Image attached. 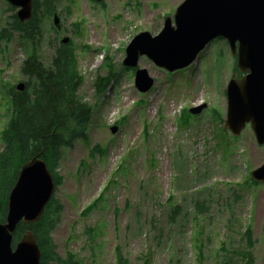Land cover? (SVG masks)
Segmentation results:
<instances>
[{
    "label": "rangeland",
    "instance_id": "1",
    "mask_svg": "<svg viewBox=\"0 0 264 264\" xmlns=\"http://www.w3.org/2000/svg\"><path fill=\"white\" fill-rule=\"evenodd\" d=\"M182 1L55 0L60 29L52 16L41 23L39 61L48 67L67 38L81 77L77 96L92 109L86 140L63 149L57 169L62 209L50 235L61 261L70 254L75 264H116L119 248L128 264H264V186L249 179L264 146L248 126L236 138L221 129L235 61L227 43L212 41L172 73L140 57L137 68L153 79L146 93L122 65L131 38L156 35ZM15 13L0 0V30ZM29 53L16 33L0 40V134L7 90L25 82L20 66ZM110 70L114 80L97 92L96 78ZM199 105L198 115L188 113Z\"/></svg>",
    "mask_w": 264,
    "mask_h": 264
},
{
    "label": "water",
    "instance_id": "2",
    "mask_svg": "<svg viewBox=\"0 0 264 264\" xmlns=\"http://www.w3.org/2000/svg\"><path fill=\"white\" fill-rule=\"evenodd\" d=\"M16 9L21 22L32 15V0H4ZM99 1V0H95ZM59 30L58 16L52 17ZM224 40L235 58L237 73L226 86V114L221 129L236 138L246 126L256 145L264 146V0H183L172 18L165 16L161 30L154 36L140 32L125 47L122 65L133 70L134 86L148 92L153 79L137 68L140 57L153 65L174 72L191 65L214 40ZM68 42L67 38L60 41ZM22 91L24 83L15 87ZM205 105L188 109L198 115ZM116 127L110 129L114 133ZM249 179L264 186V163L249 173ZM55 192L54 178L45 163L34 157L23 164L7 199L5 220L0 223V264H40V251L30 231L13 244V234L20 223L34 224Z\"/></svg>",
    "mask_w": 264,
    "mask_h": 264
},
{
    "label": "trees",
    "instance_id": "3",
    "mask_svg": "<svg viewBox=\"0 0 264 264\" xmlns=\"http://www.w3.org/2000/svg\"><path fill=\"white\" fill-rule=\"evenodd\" d=\"M54 14L55 0H32L29 20L21 23L13 14L7 27L0 30V40L8 42L16 33L30 48V53L20 66V73L26 78L23 90L16 91L10 87L6 93L10 116L0 134V223L5 220L8 195L23 164L34 157L40 158L53 176L56 190L62 182L57 172L62 150L70 148L77 140H86L92 109L77 96L81 77L77 71L74 49L71 44L60 42L54 48L48 67H44L36 55L41 23ZM232 72L240 77L235 61ZM114 78L111 70L107 76L96 78L94 86L97 92L105 91ZM95 204L96 201L83 213H88ZM61 209V204L53 195L36 223H20L17 226L13 244L25 231H30L40 251V264H75L70 254L64 261L60 260L50 235L58 223ZM172 209L175 213L178 207ZM204 210L203 203H195L197 214H203ZM115 253L116 264H128L119 248Z\"/></svg>",
    "mask_w": 264,
    "mask_h": 264
},
{
    "label": "flooded vegetation",
    "instance_id": "4",
    "mask_svg": "<svg viewBox=\"0 0 264 264\" xmlns=\"http://www.w3.org/2000/svg\"><path fill=\"white\" fill-rule=\"evenodd\" d=\"M233 75H235V76H236L237 74H233ZM233 75H232V76H233ZM240 76H241V75H240Z\"/></svg>",
    "mask_w": 264,
    "mask_h": 264
}]
</instances>
